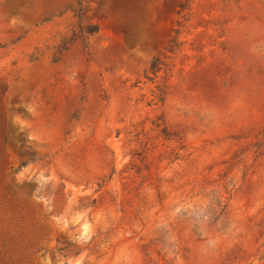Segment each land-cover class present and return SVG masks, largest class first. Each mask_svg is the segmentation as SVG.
I'll list each match as a JSON object with an SVG mask.
<instances>
[{
    "label": "rangeland",
    "instance_id": "rangeland-1",
    "mask_svg": "<svg viewBox=\"0 0 264 264\" xmlns=\"http://www.w3.org/2000/svg\"><path fill=\"white\" fill-rule=\"evenodd\" d=\"M0 264H264V0H0Z\"/></svg>",
    "mask_w": 264,
    "mask_h": 264
},
{
    "label": "trees",
    "instance_id": "trees-1",
    "mask_svg": "<svg viewBox=\"0 0 264 264\" xmlns=\"http://www.w3.org/2000/svg\"><path fill=\"white\" fill-rule=\"evenodd\" d=\"M97 31V27L96 26H82L80 25V33H81V36L85 37V35L87 34H92L94 32Z\"/></svg>",
    "mask_w": 264,
    "mask_h": 264
}]
</instances>
